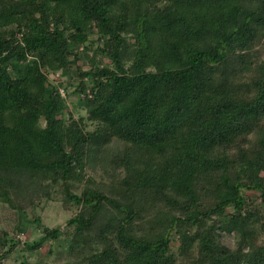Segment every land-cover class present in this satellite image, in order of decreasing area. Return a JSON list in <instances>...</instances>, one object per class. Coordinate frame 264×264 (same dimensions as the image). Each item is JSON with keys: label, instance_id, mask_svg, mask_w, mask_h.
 <instances>
[{"label": "trees", "instance_id": "obj_1", "mask_svg": "<svg viewBox=\"0 0 264 264\" xmlns=\"http://www.w3.org/2000/svg\"><path fill=\"white\" fill-rule=\"evenodd\" d=\"M0 205V264H264V0H0Z\"/></svg>", "mask_w": 264, "mask_h": 264}, {"label": "rangeland", "instance_id": "obj_2", "mask_svg": "<svg viewBox=\"0 0 264 264\" xmlns=\"http://www.w3.org/2000/svg\"><path fill=\"white\" fill-rule=\"evenodd\" d=\"M76 96H73V101L76 102ZM75 103L71 110L75 115L84 114L81 110H75ZM43 208H36L33 213H29L28 219L32 220L33 216H39L41 218V223L44 227L54 228V227H63L68 219H70L75 213L74 210L66 211L62 207V204L58 201H51L46 204H43ZM10 212L9 210L0 205V227L1 228H11L13 222L10 221ZM29 227L27 233L19 235L18 238L22 243L32 242L37 239L41 233H36L33 229L34 226ZM222 242L226 246H231L233 243L232 237L223 236ZM48 248H51L53 254L46 256ZM66 248V243L60 240L59 242L48 241L45 243L39 250L30 252L25 251L22 246L16 248V250L11 254V256L2 262V264H55L56 263V251H63Z\"/></svg>", "mask_w": 264, "mask_h": 264}, {"label": "built area", "instance_id": "obj_3", "mask_svg": "<svg viewBox=\"0 0 264 264\" xmlns=\"http://www.w3.org/2000/svg\"><path fill=\"white\" fill-rule=\"evenodd\" d=\"M57 77H58V74H56L55 76H53V79H57ZM59 92H60L61 96L64 97V92H63V90L60 89Z\"/></svg>", "mask_w": 264, "mask_h": 264}]
</instances>
